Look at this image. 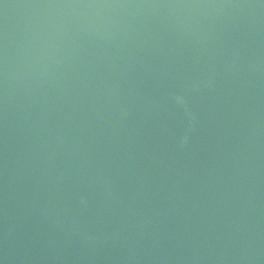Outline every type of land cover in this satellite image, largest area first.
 Returning <instances> with one entry per match:
<instances>
[{
	"label": "water",
	"instance_id": "1",
	"mask_svg": "<svg viewBox=\"0 0 264 264\" xmlns=\"http://www.w3.org/2000/svg\"><path fill=\"white\" fill-rule=\"evenodd\" d=\"M0 264H264V0H0Z\"/></svg>",
	"mask_w": 264,
	"mask_h": 264
}]
</instances>
